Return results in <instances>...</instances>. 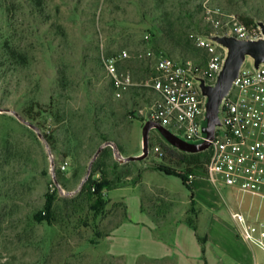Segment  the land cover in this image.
Returning a JSON list of instances; mask_svg holds the SVG:
<instances>
[{"label":"rangeland","instance_id":"1","mask_svg":"<svg viewBox=\"0 0 264 264\" xmlns=\"http://www.w3.org/2000/svg\"><path fill=\"white\" fill-rule=\"evenodd\" d=\"M247 20L264 22V0H0V264H253L227 207L202 178L195 188L218 199L219 209L211 213L221 222L199 248L194 230L198 226L205 245L209 225L199 224L197 196L180 179L184 165L165 148L163 158L151 153L144 163L120 165L109 176L126 187L105 191L102 215L94 216L81 193L105 143L121 147L125 157L140 153L143 121L135 110L153 98L136 88L115 99L103 56L151 48L195 62L205 55L196 44L199 36L213 25L227 29L236 22L247 26ZM124 69L137 81L143 78L142 63L128 62ZM37 106L43 107L38 117ZM13 113L37 127L45 141ZM150 140L162 147L156 133ZM54 178L63 191L54 221L38 224L33 216L57 189ZM122 197L132 219L140 216L141 198L154 238L174 246L154 247L141 227L115 232L126 219ZM184 218L194 230L174 231ZM113 233V243L106 241ZM113 248L123 257L108 255Z\"/></svg>","mask_w":264,"mask_h":264},{"label":"built area","instance_id":"2","mask_svg":"<svg viewBox=\"0 0 264 264\" xmlns=\"http://www.w3.org/2000/svg\"><path fill=\"white\" fill-rule=\"evenodd\" d=\"M218 35L248 41L262 38L257 26L236 22L223 29L220 24L213 25L196 40L207 55L201 65L191 60H175L151 48L134 54L121 50L103 56V67L114 98L123 99L133 89L142 88L153 98L145 107L135 110L137 118L143 122H158L187 140H199L205 98L195 77L215 83L225 51L205 37ZM145 40L147 42L149 36ZM132 61L142 63L144 77L140 81L124 69L125 64ZM222 117L224 128L217 130L211 142L204 179L227 207L238 239L262 254L263 260L256 254L253 264H264V66L257 71L251 65H244L225 100ZM151 153L159 158L165 154L157 145L151 148ZM66 166L64 163L61 169L65 170ZM195 179L190 175L189 183Z\"/></svg>","mask_w":264,"mask_h":264},{"label":"water","instance_id":"3","mask_svg":"<svg viewBox=\"0 0 264 264\" xmlns=\"http://www.w3.org/2000/svg\"><path fill=\"white\" fill-rule=\"evenodd\" d=\"M257 27L260 29L262 38L248 41L239 40L234 36L218 35L206 36L205 38L215 45L221 47L225 51L222 69L219 72L214 84H209L205 79L195 77L203 97L205 98V113L201 121L199 140H187L172 130L164 127L158 122L146 120L143 122L140 131L141 151L137 155L125 157L120 149L113 143L107 142L101 146L95 157L93 158L89 172L83 181L87 182L90 176L91 167L102 151L111 147L114 152V159L120 165L129 163H144L151 154V134L156 133L159 138L169 147L177 150L182 154L197 155L208 152L211 148V142L215 139L217 130L223 129L222 111L226 98L231 93L234 83L238 79L244 65L249 63L255 70L259 71L264 66V22L256 21ZM16 118L23 124L34 130L38 137L43 141L45 139L39 133L37 127L21 118L18 114L13 113ZM54 164L52 163V167ZM54 182L57 184L55 178ZM58 186V185H57ZM59 191H61L58 186ZM63 193V191H61Z\"/></svg>","mask_w":264,"mask_h":264},{"label":"trees","instance_id":"4","mask_svg":"<svg viewBox=\"0 0 264 264\" xmlns=\"http://www.w3.org/2000/svg\"><path fill=\"white\" fill-rule=\"evenodd\" d=\"M245 23L247 26H250V25L257 26L252 20H247ZM204 54L205 55L203 58H200L197 61H195L196 64L201 65L205 63L206 56H207L205 51H204ZM111 90H112V87H111ZM112 93H113V90H112ZM37 109H38V112H37L38 114L36 117H38L40 113H43V107L37 106ZM47 142L51 144L49 139H47ZM160 143L162 145V148L167 149L170 152V154H174V155L177 154L179 161L184 165V172L183 174L180 175V179L182 180L185 187L190 188V183H189L190 175L194 176L195 178H202V179L206 177V163L209 160L208 152L197 154V155L182 154L178 152L177 150L166 146L163 142L160 141ZM151 146L154 147L155 145H151ZM121 149L122 148L120 147V150ZM108 158L114 159V152L111 148L105 149L100 154V157L98 158V160L95 161V163L93 164L92 174L90 178L87 180V182L84 184L82 188V192H81L82 195H84L86 201L90 203L89 209L93 212L95 217L102 215L105 212L106 207L108 205V202L104 198L105 191L109 192V191H114V190H121V189H125L126 187L125 185L121 184V180L119 178L115 176L114 178L109 177L110 175L116 174L117 168L120 167V164L114 161V163L110 165L107 163ZM124 166H127V165L125 164ZM95 175H99L100 177L98 179H94ZM57 195H58V190L55 189L52 192V194H48L46 196V202H45L43 210L40 212H37L33 216V219L36 223L38 224H41L44 222L48 224L53 223L54 214L56 210L55 202L57 199ZM126 220H127V212H126L125 221ZM201 244L203 245L204 242H202Z\"/></svg>","mask_w":264,"mask_h":264},{"label":"crops","instance_id":"5","mask_svg":"<svg viewBox=\"0 0 264 264\" xmlns=\"http://www.w3.org/2000/svg\"><path fill=\"white\" fill-rule=\"evenodd\" d=\"M198 179H201V178H197L195 180H193L191 182V185H192V188H193V194H194V197L197 196V199H195V206L197 207V209H199L201 213V220H199V224L201 223V221H204L207 225H209V228H208V232H206L208 234V239L205 243V245H202L199 240H198V226L196 227V230H194L190 224H189V220L188 219H183V220H178L176 225H175V229L174 231H177L180 230V233L181 234H187L188 231H191V230H194L195 232V239H196V242L198 243L199 245V248L202 250L203 248L206 247V244L209 242L210 240V237L213 236V232L216 231L218 228L216 227V225H218L221 220L219 217H217L216 215H214L213 213L211 212H217L218 209H219V201L217 199V201H214V200H210L207 198V196L204 194L206 193L204 191V189L202 187H199L198 189L195 188V185H196V181ZM123 190V189H121ZM123 198V201H124V204H125V207H126V212H127V220L123 222V224L120 225L119 228H117L115 230V232L117 231H120L126 227H136V228H143L146 233H147V236L148 238H151L149 243L152 244L154 247H155V244H157V242L159 243H162L163 245H167L168 247H173V246H170L169 244H167L165 241H162L161 239L160 240H157L156 238H154V236L152 235V228L149 227L147 225V223L151 220L150 219V215H149V212H147L144 208V205H143V201L142 199L140 198L139 199V203H138V207H139V211H140V216L138 219H132V217L130 216V207L125 199V197H122ZM191 208V205L185 210V214L186 216L188 215V210ZM210 211H209V210ZM114 232V233H115ZM111 236V237H108L106 239V241L110 242V243H113V240H114V234ZM174 237H175V234H174ZM243 245H245V247L248 248V250L250 251V253L252 254V257H253V263H254V258H255V255H256V250H253L252 248H250L248 245H246L244 242H242ZM107 254L108 255H111V256H115V257H123V254H121L120 252H118L116 249H112V250H109L107 251ZM168 257H161L160 259H167ZM153 260H158V259H153ZM207 264V263H205Z\"/></svg>","mask_w":264,"mask_h":264}]
</instances>
